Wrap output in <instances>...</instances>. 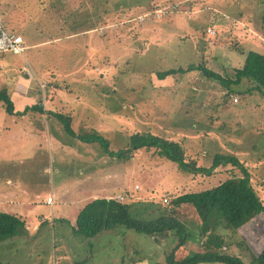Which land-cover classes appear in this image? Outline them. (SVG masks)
Here are the masks:
<instances>
[{"label": "rangeland", "instance_id": "rangeland-1", "mask_svg": "<svg viewBox=\"0 0 264 264\" xmlns=\"http://www.w3.org/2000/svg\"><path fill=\"white\" fill-rule=\"evenodd\" d=\"M151 2L0 0L6 27L22 35L27 46L24 56L0 55V90L8 91L15 112L41 105L47 112L72 115L76 133L98 132L110 141L111 151L124 148L139 132L183 141L190 155L201 153L199 164L205 167L211 166L215 154L237 150L264 203V97L244 93L250 84L243 82L232 85L241 92V103L228 104L239 97L200 72L178 74L156 85L158 73L203 62L225 79H234L246 53L255 49L252 42L264 40V0ZM126 5L134 9L123 14ZM142 7L151 15L144 22L138 21L145 16ZM157 9L166 10L159 16ZM107 17L116 23L99 32ZM209 28L216 35L211 36ZM57 37L61 40L52 42ZM260 45L258 52L264 54V43ZM240 176L231 165L217 168L210 177L191 175L147 150L135 152L130 160L111 158L100 146L67 136L55 118L32 112L24 118L10 116L0 104V194L6 200L0 212H17L19 198L26 193L29 197L31 188L42 191L45 201L51 187L63 188L66 196L73 185L89 193L109 187L113 196H126L115 198L123 203L167 206L172 196L204 191ZM117 231L93 242L90 264H114L123 254L137 264H165L167 252L176 245V238L159 236L154 241L122 227ZM84 239L73 236L69 225L58 219L42 224L41 232L25 243L19 238L0 243V264L76 262L89 254ZM200 247L191 240L176 258ZM263 250L261 214L240 228L221 252L259 264ZM60 254L68 258L57 263Z\"/></svg>", "mask_w": 264, "mask_h": 264}, {"label": "trees", "instance_id": "trees-1", "mask_svg": "<svg viewBox=\"0 0 264 264\" xmlns=\"http://www.w3.org/2000/svg\"><path fill=\"white\" fill-rule=\"evenodd\" d=\"M194 2H191L192 6L195 4ZM120 5L118 4L117 7ZM113 9L115 8L112 7ZM147 14L149 13L144 15ZM108 18L110 17L102 18L100 30H96L99 27L94 29L101 32L103 26L116 23L115 18ZM245 56L241 68L235 69L234 79H225L219 73L207 68L206 63L203 62L200 65H190L186 69H170L158 73L156 85H158V81L173 79L178 74L200 72L202 76L225 85L231 94L239 97V99L229 100L228 104L230 102L238 104L239 100L241 103V92L232 90V85L240 86L243 82L250 84L249 89L244 93L258 92L264 97V54L251 50ZM1 103L10 116L20 117L32 112L39 113L41 118L43 116L55 118L62 125L67 136L82 143L96 144L111 158L130 160L135 152L154 151L160 158L176 164L178 169L183 172L208 177L213 176L219 167L231 165L237 168L241 172L240 177H232L218 186L204 191L188 192L177 197L169 196L170 204L167 206L155 203L153 206L147 207L143 204L123 203L116 199L94 200L87 204L78 215L75 233L86 239H93L104 232L115 231L122 227L149 235L154 241L160 237L176 238V245L166 254L165 264H246L242 258L236 255L221 252L224 247L231 246L232 238L238 234L240 228L264 214V203L252 185L250 171L236 155L237 150L232 154L223 152L215 154L211 166L205 167L199 164L198 158L201 153L195 156L190 155L183 141L169 139L151 132H139L130 136L124 148L111 151L109 149L110 141L98 132L81 131L76 133L72 127L74 120L70 114L47 112L41 105H33L26 107L22 112H15L13 100L5 89L0 90ZM24 230L25 222L22 219L9 213L0 212V243L19 236ZM222 230L227 231L226 234H221ZM191 240L201 244L199 251L191 252L187 256L177 259V252L181 248L187 247ZM257 262L264 264V250L259 255Z\"/></svg>", "mask_w": 264, "mask_h": 264}, {"label": "crops", "instance_id": "crops-1", "mask_svg": "<svg viewBox=\"0 0 264 264\" xmlns=\"http://www.w3.org/2000/svg\"><path fill=\"white\" fill-rule=\"evenodd\" d=\"M147 8L148 7L140 8L142 9V14L147 12L146 11ZM132 9H134V6L132 7V6L126 5L124 12H127L126 10H132ZM59 40H61V38L57 37V38H54L52 42L59 41ZM252 43L255 48L252 51L258 52V47L261 46L260 44L264 43V40L261 43L257 39L256 41ZM23 93L27 94V91L24 90ZM14 96H17V95H14ZM27 105L28 103H26V106ZM22 111L23 110H21V112ZM21 117L24 118V116H21ZM87 178L89 179V177ZM57 189L58 190H54V187H51L50 189H48V191L45 192L46 193L45 201H44L45 196L40 194L42 193V191L40 192L39 190L38 192H36L32 188H31L32 194L28 193L30 195L29 197L25 198V196L27 195L26 193L24 197L21 196V198H19L20 201L18 203L19 204L18 209L16 210L17 212H8L9 214L11 213L12 215L15 214V216L19 217L25 222V230L19 236L15 238H19L23 240L24 243L29 241L30 239L32 240L34 235L39 234L41 232L42 224H55L56 220L58 219L62 221V224H68L69 227L72 229L73 236L78 238L79 235L75 233V229L77 227V218L80 212L85 208L87 204L97 199H108L109 200V199H115L119 196L120 197L123 196L122 194L118 196H113L114 195L113 191L110 190L109 187L104 188L105 190L103 189L101 191L96 189L94 193L92 192L89 193L88 189L83 188L82 186H79V185H73L72 187L68 189V196H66L65 190L63 188L59 187ZM49 197H53L52 204L47 203V199ZM67 197H70V198H67ZM123 198L126 199V196H123ZM9 203L12 204V202L10 201ZM5 204H6V200L2 198V193H1L0 194V208H3ZM108 234L116 235V234H119V231L117 230L107 231L93 239L85 238L84 243L82 244L88 245L89 254L87 255L83 254L81 258L79 257V260H77L76 262L74 261V262L66 263V264H90L91 261L94 260V257H95L94 246L96 243H93V242L100 240V238H103L107 236ZM121 253L122 252H120V254ZM59 256L61 258L57 259V263H59L61 259L63 261H66L68 258L67 256L62 257L61 254ZM115 261L116 262L114 264H137V259L135 258L132 259L131 257H128V254H126L125 258H124V254L122 256H118V258Z\"/></svg>", "mask_w": 264, "mask_h": 264}, {"label": "built area", "instance_id": "built-area-1", "mask_svg": "<svg viewBox=\"0 0 264 264\" xmlns=\"http://www.w3.org/2000/svg\"><path fill=\"white\" fill-rule=\"evenodd\" d=\"M178 6V5H177ZM176 6V7H177ZM164 10L166 9H159L156 10V13L160 16L161 14L164 13ZM151 15L147 14L145 16H140L138 18V21L140 20L141 22L145 21V18H149ZM136 20V19H135ZM209 34L211 36L216 35V31L212 28L208 29ZM27 50V46L25 44V40L22 35L14 34L8 30L6 27L4 21L2 20L0 16V55L6 54V53H12L15 55L19 56H24L25 52ZM27 73H29V76L31 78L34 77L33 73H30V70L26 68ZM26 91L29 90L25 89ZM121 202H124V200L121 198ZM167 202V200H165ZM48 204L53 203V197H49L47 199Z\"/></svg>", "mask_w": 264, "mask_h": 264}]
</instances>
